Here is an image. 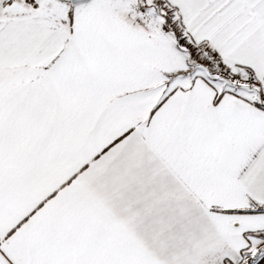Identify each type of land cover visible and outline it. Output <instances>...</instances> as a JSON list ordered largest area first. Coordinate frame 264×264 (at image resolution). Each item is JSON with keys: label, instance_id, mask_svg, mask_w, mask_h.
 Here are the masks:
<instances>
[{"label": "snow or ice", "instance_id": "6c2138e0", "mask_svg": "<svg viewBox=\"0 0 264 264\" xmlns=\"http://www.w3.org/2000/svg\"><path fill=\"white\" fill-rule=\"evenodd\" d=\"M0 264H264V0H0Z\"/></svg>", "mask_w": 264, "mask_h": 264}]
</instances>
